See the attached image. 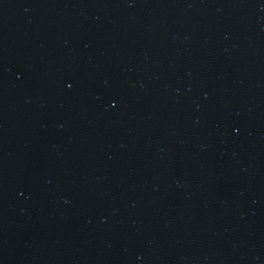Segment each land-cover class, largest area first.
Returning <instances> with one entry per match:
<instances>
[{
    "label": "water",
    "instance_id": "obj_1",
    "mask_svg": "<svg viewBox=\"0 0 264 264\" xmlns=\"http://www.w3.org/2000/svg\"><path fill=\"white\" fill-rule=\"evenodd\" d=\"M0 264H264V0H0Z\"/></svg>",
    "mask_w": 264,
    "mask_h": 264
}]
</instances>
